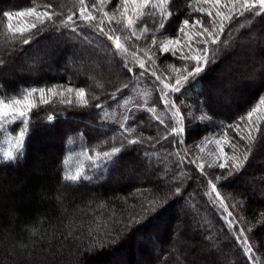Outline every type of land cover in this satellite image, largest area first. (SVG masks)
Masks as SVG:
<instances>
[{
  "label": "snow or ice",
  "instance_id": "6c2138e0",
  "mask_svg": "<svg viewBox=\"0 0 264 264\" xmlns=\"http://www.w3.org/2000/svg\"><path fill=\"white\" fill-rule=\"evenodd\" d=\"M0 16L5 33L0 42V132L8 131L14 145L0 157V168L18 166L33 135L56 127V110L45 109L41 116V106L59 96L70 107L74 101L65 94L74 93L76 106L94 111L88 117L91 123L65 126L71 146L67 151L79 147L78 155L87 158L91 171L63 168L61 187L101 181L104 186L118 172L151 177L152 187L136 188L133 202L125 198L119 213L111 212L103 227L70 220L64 241L70 240L78 252H95L142 232L175 204L181 214L174 227L167 229L166 221L154 225L164 235L151 242L154 253L167 244L177 264H223L233 253L238 264H261L255 240L257 230H264V211L249 217L246 192L228 203L221 189L226 186L222 182L243 178L257 154H264V0H183V9L175 0H78V7L69 11L47 0L23 11L0 9ZM169 28L174 29L171 34ZM41 37L52 46L38 52L26 69L17 67L14 57L39 48ZM60 50L65 51V68L71 64L80 71L84 86L68 81L66 87L5 89L18 72L36 75L50 68ZM171 58L179 63L165 64ZM88 81L93 82L91 101ZM252 88L257 89V102L241 104L244 91ZM133 94L139 98L133 100ZM234 106L240 111L234 112ZM210 128L219 133L218 139L196 135ZM205 143L216 145L207 166L220 169L219 174L205 169ZM193 185L199 191L191 190ZM198 196L207 198L201 202ZM258 196L264 199V179ZM56 206L63 216L62 193ZM99 207L106 205L101 202ZM217 214L225 227L216 229L209 219Z\"/></svg>",
  "mask_w": 264,
  "mask_h": 264
},
{
  "label": "trees",
  "instance_id": "16d2710c",
  "mask_svg": "<svg viewBox=\"0 0 264 264\" xmlns=\"http://www.w3.org/2000/svg\"><path fill=\"white\" fill-rule=\"evenodd\" d=\"M45 2L47 0H0V9L23 11L30 6ZM52 2L62 6L64 11L71 10L73 6L78 7V0H52ZM175 2L183 9V0H175ZM175 19L173 23H175ZM168 31L171 34L174 29L169 28ZM4 39L3 17L0 16V42H3ZM40 39L42 43L39 48L30 47L26 54L18 53L14 57L17 67L26 69L38 52L52 46L44 40V37ZM130 43L142 44V41H130ZM17 46L19 47V45ZM103 51L108 50L104 48ZM25 55L27 58H23ZM174 62L179 63L176 58L165 60V64ZM65 64V51L60 50L56 58L51 61L50 68L40 71L36 75H31L27 71L18 72L14 79L5 82V89L11 92L29 84L40 87H55L60 84L66 87L68 81H71L75 86H84L86 80L75 78L72 65L68 64L66 69ZM164 66L161 65V67ZM213 75L215 74L213 73ZM92 83V81H88L89 87L86 88L89 93L87 98L90 101ZM199 87H197V91ZM2 91L0 90V92ZM256 93L257 89L255 88L245 90L243 99L239 102L246 106L256 103L258 99ZM65 97L74 101L72 106L61 104L59 96L54 97L50 105L41 106V116L45 109L56 110L59 115L56 127L37 131L33 135L27 144V154L18 166L0 168V264H142V262L143 264H165V262L166 264H177L175 257L168 255L167 244L154 253L151 242L164 238L163 230L155 231L154 225H160L166 221L167 229L170 230L174 227L176 218L181 214L180 205L174 204L169 207L160 220L153 221V225H149L142 232L129 233L119 242L111 246H104L95 252L83 250L78 252L70 240L64 241L62 233L67 232L65 226L69 225L70 220L75 219L77 224L81 222V219L89 223L94 221L93 227L97 225L103 227L111 212L119 213L125 198L129 203L133 202V198L137 195L136 188L152 187L149 182L151 177L131 176L129 182H123L128 180L127 176L119 172V181L125 183L119 188L111 185L113 180H116L114 178L118 173H114L113 180L104 186H100L103 183L101 181L80 187H61L63 182L60 177L63 168L67 167L74 171L78 166H81L89 172L91 171L87 158L78 155L79 147H76L72 153L67 151L71 146L66 142L64 131L67 124H71L72 127H82L81 122L91 123L92 121H89L88 117L90 112L94 111V109L76 106L77 98L74 93H66ZM138 98L133 94V100ZM233 111L239 112L240 109L234 106ZM64 117H70L71 120L65 121ZM72 120L77 123L73 124ZM44 123L48 122L44 121ZM8 127L9 125L6 126V128ZM4 132L11 136L8 131ZM212 133L219 136V133L214 132L211 128L207 132L199 129L196 135L203 139ZM227 135L232 137L233 132L227 130ZM83 143L85 144L84 151H89L87 145L90 142L86 140ZM191 146V142H189V147ZM225 151L231 152V147L227 145ZM261 155L264 154H257L256 160L252 162L243 178L222 182L226 186L221 189V194L233 203L235 201L231 200V197L235 196L239 199V193L246 192L245 214L249 217L264 211V199L258 196L259 181L264 179V160H261ZM65 158L68 159L67 165L63 163ZM161 167L163 166L161 165ZM205 169L210 175L219 174L221 171L215 167H205ZM253 188L256 189V192L252 191ZM191 190L199 191L195 185ZM60 193L63 194L66 207L63 216L56 206V196ZM93 194H98L99 199H93ZM206 198L197 197L201 202ZM101 202L106 207H99ZM209 219L212 220L216 229L225 227L223 219L218 214L214 218L209 217ZM33 240L38 241L35 246H33ZM262 241H264V230L258 229L255 244L260 250L256 254L264 264ZM62 242L63 247L61 246ZM25 244L28 245L27 249L22 247ZM157 256H160L161 259L157 260ZM238 260L239 257L235 253L226 258L229 264H238Z\"/></svg>",
  "mask_w": 264,
  "mask_h": 264
},
{
  "label": "rangeland",
  "instance_id": "374dc122",
  "mask_svg": "<svg viewBox=\"0 0 264 264\" xmlns=\"http://www.w3.org/2000/svg\"><path fill=\"white\" fill-rule=\"evenodd\" d=\"M115 2H116V0H112V3H115ZM111 6H112V5L110 4L109 7H111ZM20 19H21L24 23H27V21H26L23 17H21ZM23 58H27V55L23 56ZM24 61H25V59H24ZM74 72H76V73H74ZM74 72H73V76H75V78L85 80V78L82 76V74H81L80 72L75 71V70H74ZM6 126H7V125H6ZM6 126H5V127H6ZM4 133H5L4 131H3V132H0V157H3L4 153L7 152L9 149L14 150V145L10 143L11 136L6 135V134H4ZM208 138L214 140V139H218L219 136H218L217 134L212 133V135L210 134ZM204 148H205V151H204V153H201V155H203V156L205 157V167H208V166H207V162H208V161H212V160L214 159V157L208 155V153H210V152H214V151L216 150V145H215L214 143H211V144H210V143H205ZM225 149H227V145H225ZM197 151H198V149H197ZM124 175L127 176V179H128V180L123 181V182H129L131 176H129V175L126 174V173H125ZM119 177H120V175H119V173H118V174H116V176H115L114 179H116V180L118 179V181H119ZM116 180H115V181L113 180V182H112V184H111V185H113V187L119 188L120 186H123V185L125 184V183H123V182H121V181H119L118 183H116ZM221 195H222V194H221ZM222 196H223V195H222ZM226 202H228V203H233V202L229 201L228 198H226ZM230 210H231V209H230ZM259 258H260V257H259ZM260 260H261V259H260ZM223 264H229V263H228V262L226 261V259H225V260L223 261ZM261 264H262V261H261Z\"/></svg>",
  "mask_w": 264,
  "mask_h": 264
}]
</instances>
